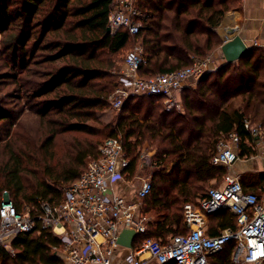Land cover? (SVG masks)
Returning <instances> with one entry per match:
<instances>
[{"label": "trees", "instance_id": "trees-1", "mask_svg": "<svg viewBox=\"0 0 264 264\" xmlns=\"http://www.w3.org/2000/svg\"><path fill=\"white\" fill-rule=\"evenodd\" d=\"M239 4L138 0L144 19L134 36L125 28L108 31L114 0H0V54L15 74L6 73V78L14 80L17 92H24L18 98L27 102L16 112L0 107V203L5 191L19 211L29 206L34 212L31 207L39 208L40 201L57 202L63 188L85 172L88 160L99 155L100 145L121 137L128 158L126 177L136 175L145 143L154 150L148 164L154 167L153 189L141 211L155 209L157 216L133 245L149 236L167 241L185 232L183 205L206 195L213 180L212 186H219L227 174L226 166L212 162L220 141L237 134L240 156L256 153L259 136L246 123L264 134V49L252 47L238 61L204 74L196 89L182 90L181 110L166 108L162 96L136 95L99 131L89 122L119 86L113 56L138 41L144 78L190 67L222 45L216 28ZM26 113L36 116L41 126L33 141L43 157L34 155L32 166H26L24 150L16 146L21 133L16 128ZM75 133L87 137L81 140ZM65 136L70 143L60 158L56 143ZM259 180L264 182V172ZM236 226V215L222 209L212 214L209 233ZM60 245L48 230L23 233L12 242L14 255L0 246V264H62L54 250ZM233 249V242L226 244L209 257L210 264H240L232 260Z\"/></svg>", "mask_w": 264, "mask_h": 264}, {"label": "built area", "instance_id": "built-area-1", "mask_svg": "<svg viewBox=\"0 0 264 264\" xmlns=\"http://www.w3.org/2000/svg\"><path fill=\"white\" fill-rule=\"evenodd\" d=\"M137 1L114 0L108 18L111 33L121 28L134 36L140 32L144 14ZM143 63V47L136 43L117 72L119 86L109 96L115 109L120 110L126 99L136 95L162 96L171 102L166 104L168 109L180 108L178 94L194 85L192 78H200L207 70V61L196 60L190 67L144 78L140 73ZM246 126L253 135L264 138L261 128L248 122ZM239 143L237 134L220 141L212 162L230 167L242 159ZM149 154L141 152L142 165L149 164ZM127 165L121 137H110L100 145L99 155L88 160L81 177L63 188L57 202L40 201L39 208L31 207L34 212L29 206L19 211L5 191L0 203V246L13 252L12 242L18 235L48 230L61 242L54 250L62 264H112L114 250L123 247L118 243L121 231L135 229L143 233L148 224L138 203L113 188L124 180ZM152 189L151 179H143L136 191L137 199L143 202ZM222 209L236 215L237 226L211 234L207 221ZM183 220L185 232L171 235L167 241L146 237L131 248L125 247V259L130 264H146L147 259L141 255L148 253L158 264H210V256L233 242L235 263L264 264V194L245 191L236 175L228 172L219 186H211L206 195L185 203Z\"/></svg>", "mask_w": 264, "mask_h": 264}, {"label": "crops", "instance_id": "crops-1", "mask_svg": "<svg viewBox=\"0 0 264 264\" xmlns=\"http://www.w3.org/2000/svg\"><path fill=\"white\" fill-rule=\"evenodd\" d=\"M216 31L222 40V44L233 36L239 35L244 43L250 48L260 47L264 49V0H240V4L237 7L228 11L224 15V18L220 25L216 28ZM220 47L214 52L210 53L209 66L211 67L210 69H207L204 74L216 70L213 69L215 67V63H218L220 66L226 62L223 58ZM200 78H192L191 80L194 82V85L185 87L184 89H196ZM263 147L264 138H257L255 142V154L244 156L230 167H226L227 173H232L239 178L245 191L257 193L260 196L264 194V182L259 180V173L264 172ZM141 168L142 164L141 161H139L137 172L134 177L140 176ZM127 174L128 173L126 172V175ZM126 175L124 180L115 184L113 188L119 195L126 196L127 198L132 199L134 202H137L139 205V210L142 212L141 208L144 206V203L139 201L136 197V191L141 184L133 185V181L126 180ZM156 212L157 211L153 209L149 212L142 213L148 217L149 222L150 220L156 218ZM210 221L211 217H209L207 221L208 231ZM125 253V246L116 248L112 257V264H130L125 259ZM141 257L147 259L146 264H158L155 259L149 256L148 253L142 254ZM167 264H173V262H169Z\"/></svg>", "mask_w": 264, "mask_h": 264}, {"label": "rangeland", "instance_id": "rangeland-1", "mask_svg": "<svg viewBox=\"0 0 264 264\" xmlns=\"http://www.w3.org/2000/svg\"><path fill=\"white\" fill-rule=\"evenodd\" d=\"M224 18V17H223ZM223 20V19H222ZM222 22V21H221ZM3 38V35H0V39ZM139 43L138 41H133L132 44L130 45V47H128L127 49L121 51L119 54H117L114 57V60L116 61L115 63V72H119V70L121 69L122 65H123V61L125 59V57L128 55V53L131 51V49L133 48V46ZM5 56L2 57V55L0 54V80L2 81L4 86H0V107L2 108H6L9 110H14L15 112L20 109L21 106H23V103H27L24 102V100L26 98H18V95H24V92L22 91L21 93L17 92V84L14 82V80L12 78H6V73H13V71L10 70L9 67L6 66L5 60L6 58H4ZM202 61H207V69H210L211 66L210 65V54L204 58ZM214 68L213 69H217L219 67L218 63L214 64ZM10 75H15L10 74ZM1 83V82H0ZM181 93L180 92L178 94L177 99L179 100V103L181 105L180 108L177 107H173L177 110H181L183 109V104H182V97H181ZM181 101V102H180ZM163 102L166 106V108L168 107V105H166L167 103H171L169 102L167 99H163ZM173 103V102H172ZM120 110L115 109L112 105L111 102L108 99V104L105 108H102L100 110H97L96 112V119L95 120H90L89 124L96 129L97 131H99V129H101V127L106 124L109 123L113 120L116 119L117 115L119 114ZM27 113L28 110H27ZM24 114L23 116H21L20 121H19V126L16 129H20L21 133L18 137L19 141L17 142L16 146H22L23 150H24V158H25V163L26 166H32L31 163V158H33V156L35 155V158H42L41 155L43 154L42 151H40L35 145V141H33V139H38L40 136V121L39 119H37L36 116L33 115H27ZM6 128V127H5ZM77 136H79V138L82 140L85 137H87L85 134H77L75 133ZM66 137V136H65ZM60 138L58 139L57 143H56V149H57V155H59V157H64L63 155H65L67 148H68V144L70 143L68 140V138ZM100 137V141L104 138ZM98 136L95 135H89L88 139H97ZM69 142V143H68ZM142 151H152L151 154L153 153L154 150H152V147L148 145V143H145L143 145V147H141ZM4 150L0 149V160L3 159L4 154H3ZM26 153H29L28 155ZM32 153V154H31ZM150 155V154H149ZM32 168V167H31ZM154 167L149 166L148 164L146 165H142L141 168V174L139 177H126V180H131L133 181V185H140L143 181V179H147L150 178L152 179L151 176V172L153 171ZM222 180V179H221ZM122 181V180H120ZM118 181V182H120ZM117 182V183H118ZM116 183V184H117ZM216 183V180H213L211 183H209V186H212ZM9 196H11L9 194ZM12 255L15 254V249L13 248V252H10Z\"/></svg>", "mask_w": 264, "mask_h": 264}, {"label": "water", "instance_id": "water-1", "mask_svg": "<svg viewBox=\"0 0 264 264\" xmlns=\"http://www.w3.org/2000/svg\"><path fill=\"white\" fill-rule=\"evenodd\" d=\"M108 31L110 32L109 27ZM220 48L223 58L227 63L238 61L251 49L244 43L239 35H235L232 38L226 40ZM137 235L138 233L135 229H123L118 237V243L125 247L131 248Z\"/></svg>", "mask_w": 264, "mask_h": 264}]
</instances>
